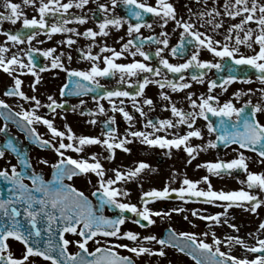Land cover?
Returning <instances> with one entry per match:
<instances>
[{"label":"snow or ice","instance_id":"snow-or-ice-1","mask_svg":"<svg viewBox=\"0 0 264 264\" xmlns=\"http://www.w3.org/2000/svg\"><path fill=\"white\" fill-rule=\"evenodd\" d=\"M24 3L35 5L37 0H24ZM88 3L89 0H67L66 3H62L61 0H39V6L36 9L39 13V19L35 16L29 19L21 11V5L19 3H14L13 0H4L2 6L6 11L0 12V23L3 21H10L12 24H16V22L23 17L22 27L31 30V34L22 33L20 31L5 32L4 34L7 36V40L13 42V44H23L27 41L30 45L31 41L37 35L38 30H45L46 33L49 34V38H51V34L54 33L76 32L75 29L67 27L70 21L65 19V16L69 15V9L73 8V6L82 9ZM117 3L118 0H111L113 9ZM123 3L129 6V15L135 17L138 21L136 23H132L131 20L128 21L127 32L129 36L134 32L139 33L142 26L148 28L152 27L151 23H147L144 20V14L150 13L162 21L161 27L167 25L169 20H172L175 21L177 27L183 29L179 43L171 48L173 56L181 54L186 45H191L196 48V51H194L190 58L184 63L173 64L170 63L167 58L161 57L159 64L168 72L182 73L184 70L191 67L197 70H211L212 68L222 70L224 67L222 63L213 62L211 60H200L198 58L199 49L206 48L215 57L220 58V60H224V58L227 57L230 58L231 61H234V65L232 66L233 69L241 65L249 66L251 69L255 70L258 80L264 84V3H260L259 0H251V6H249V0H234V4L230 3L229 0H225L224 8L226 14L231 17H237L243 14V19L239 23L233 24L227 30L228 34L224 36L223 42L221 40H214L212 36L201 33L199 30H194L195 26L190 21L177 19L176 9L168 0H157L156 6H152L146 2H140V0H123ZM98 7L100 11L105 13L104 18L99 21V32L94 31L92 28H88L82 33V35L91 37L93 40L98 35L107 36L108 32L106 29H108L110 25L122 27L125 20L124 17L109 16L108 13L112 11V9H109L107 4H100ZM212 11L216 12L217 15L220 14L215 8H213ZM204 15L205 13L203 12L198 13L200 17ZM46 17L53 18V22L49 24ZM74 19L79 23H85L87 17L80 15L75 16ZM252 21H255L258 29V35L255 36V40L253 41L252 37L257 29L252 28H248L244 31V36L241 38L240 31L244 30V25ZM215 27L218 28L220 25L216 24ZM234 30L236 31L235 45H232V33ZM77 35H81V33H77ZM167 35L166 32L160 33V36L164 37L163 39H158L155 36H137L135 39H130L124 43L120 51L114 48H108L107 46L102 47L100 49L101 52L107 51L111 53V55L103 57L104 67H100L97 63L101 57L99 55H93L89 50L82 58L93 61L90 69H65L69 72L70 78H81L75 81L76 89L79 90L76 94L94 90V88L90 87V85L85 82H91V85L95 87H103L99 84L97 78L111 77L117 72L120 74L121 82L124 81L126 75L137 76L138 73H151L154 76H159L161 68H154L151 64L144 63L140 60H135L132 63H116L115 61L117 58L123 56L125 51L130 50L133 45H136V50L131 52L133 57L139 54L145 59H149L150 54L143 50V45L146 42L156 41L167 47L169 44ZM121 39H123V37H121ZM74 42L71 36H69L66 41H61V43H67L68 45ZM253 43L259 45L258 52H254L253 55L241 54L239 58H237L239 45L244 44L251 49ZM91 47L92 45H89V48ZM163 50V48H157L156 56H161ZM8 51L9 49L7 46L0 45V69H3V71L9 75H13L17 69L23 70L26 68L28 72L35 76V81L38 83L41 77L39 73L35 71L37 64L33 54L41 50L29 47L25 53L28 59L27 64L16 54H13L11 58H6L5 54ZM54 51L55 49H47L43 51V55L45 57L52 56ZM69 59H71L70 56ZM47 67L48 66L45 65L40 68V72H43ZM51 67L63 68L64 66L59 61L58 57H54L51 62ZM204 76V71H198V74H194L192 79L199 83H204ZM238 79L243 82H251L250 77L230 74L226 78H222L219 86L226 91V85ZM183 81V75H180L179 81L169 80L167 77L153 81L145 75L142 81L138 80L136 82L138 89L135 92L116 89L113 91H105L103 96H94L93 99L96 100L107 97L111 103L112 111L122 113L124 118L131 122L133 117L124 107H117L113 99L114 97H131L133 106L141 115H144L143 107L140 106L141 101L137 100V97L143 96L146 85L156 83L161 89L167 85L173 91L183 90L191 86L189 83ZM22 83L23 81L19 76H14V84L7 89L5 94L7 96H16L24 100L34 101L35 106L33 110H24L22 112H12L10 110L7 112L0 111V115H4L6 121L13 118H20L17 120V123L21 126L22 130L27 129L30 136L40 143L42 147H53L60 159L53 165L56 171L52 181H45L42 176L33 174L29 177L32 181L31 186L24 183L25 174L22 171H18L15 165L11 166V172H9L7 168L0 170V177L11 185L8 189L9 195L7 198H3V189H0V264H25V261L32 255L43 257L50 261L51 264H134L131 257L121 255L116 251V248L128 249L137 256L144 253L164 256L166 254L164 249L168 246L176 247L180 252L187 251L188 255L197 261V264H264V239L257 238V243L255 245H249L239 236L226 237L229 248L234 244H239L248 252L258 253L253 259H249L247 256L238 258L232 255L230 251L226 252L221 250L220 245L222 241L214 232L212 233V243H208L204 239H198L197 234L194 232H180L177 234L175 230H170L167 239H157L154 235L143 237L144 241H155L161 245L158 250H153L143 245L130 246L129 244L112 243L109 247H96L95 251H89V241L93 240L98 235L108 238H127L132 242H136L140 237L139 233L131 230L121 232V226L129 219L124 213L130 211L135 214L137 219L132 222L142 227H146L147 225L142 224L141 220L147 221L148 224H154L155 221L152 219L153 216L169 215L170 213L153 211L148 207V204L150 201L168 198L171 193H178L181 199H184L185 195L188 194L191 197L204 198L206 203H216L217 200L226 202L223 205L225 212L200 217L205 221H214L216 224L221 223V217H226L227 209L231 208L234 204L245 201L252 202L251 211L256 212L257 207L264 203V200H260L256 195L244 189L229 192L222 190L215 191L211 186L209 177L204 176L202 180L208 183L207 190L197 189V185L200 184L201 181H193L185 178L183 180V185L187 187L181 186L179 188L169 189L168 186H165L162 190L153 188L143 192L141 197L143 200L142 208L133 203L122 202L120 197L127 196L129 193L127 190H123L115 185L120 181L131 180L137 177L144 169L149 168L150 165L144 161H140L135 168L127 171L114 169V178L105 179L106 172L104 166L98 159L96 153H92L89 158L76 159L72 156H66L63 150L71 149L80 153L84 151L85 146L100 144L106 147L110 153L107 159H112L114 158L116 149H121L125 152L130 151V149L126 147V144L130 142L127 136L122 139H117L115 135L116 129L110 126L104 133L105 139L103 140L99 137L85 135L76 136L75 133L72 132L70 126L67 128V133L65 131H60L54 127L52 120L37 114L35 109L41 106L40 101L35 96H28L22 91ZM36 83L31 85L33 89H35ZM208 83L209 93H211L212 90L218 86L217 80H210ZM67 87L68 85L66 84L61 89V95L65 94L64 89ZM252 91V89L248 90V92ZM261 91L264 92V89ZM245 94L246 93L242 91L234 93L236 97ZM192 95V93H189L187 97L193 109L192 111L185 112L178 108L175 103L171 104V112L173 116L177 118L175 123L172 119H164L158 121V127L157 123L148 120L146 125V127L151 125L155 132H159L161 128L187 125L190 130L183 135L174 136L171 139L159 135L152 138L153 133H146L144 131H134L131 132L130 135L133 138L139 137L142 143L149 146H159L168 149L172 147L179 149L183 146L189 156L194 159L195 155L205 146H190L188 142L193 137H202L201 130L193 128L197 118L202 117L207 121L208 131L210 133H217L216 141L209 140L207 146L216 147L217 141L223 142L226 146L228 144H237L240 149H251L252 151L258 152L261 158H264V123H261L256 118L257 113L264 111V105L256 103L252 105L250 110L246 111L248 105L252 104L251 100H248L244 107H236L231 100L220 104L218 97L215 95L209 94L205 96L201 94L199 102L197 99H192ZM161 96L165 100L171 99L165 93H161ZM48 99L51 101V103L47 105L49 109L55 111V108L62 107L53 97L49 96ZM80 103L83 104L84 101L82 100ZM142 103L151 106L153 100L151 98H144ZM120 104L123 105L124 100H120ZM9 107L10 106L4 100H0V109H9ZM196 109L199 110L197 111ZM98 111L101 113L105 111L103 104L98 106ZM209 114L219 117L218 125L213 124L212 120L209 119ZM35 122L45 124L54 137L60 138L58 147L52 144L50 140H45L40 137L36 129L32 127ZM91 122L95 123L94 120ZM114 122L115 116H112L109 120L104 121V124L108 126ZM3 130L4 129H0V131ZM65 136H67V139L71 142L64 143ZM6 149L18 152V149L10 139L7 141L6 147H0V157L5 155ZM247 159L244 152L240 151L238 157L231 161L225 162L219 160L216 162H207L203 165H197V167H206L209 173L215 175H220L222 172L231 174V170L234 169L242 170L247 173V180L241 181V183H246L249 189L259 188L264 191V172L257 173L248 171ZM20 162L22 165H28V160L23 156L20 157ZM190 162L191 160H189V163ZM261 162L264 163V159H262ZM44 163H47V161H44ZM88 172H92L98 177L99 187L93 192L94 196H98V202L95 206L82 191L76 189L72 185L63 183L65 179L70 180L74 176L86 174ZM105 207L119 209V214L112 217L105 216L103 214V209ZM173 211L180 212L183 211V209L177 208L173 209ZM197 214V210L192 211L193 216ZM21 216L24 217L27 225H30V227H26L25 223L19 219ZM38 218L45 220L47 223L48 238L46 240H41V229L37 227ZM224 222L227 223V220ZM54 225L59 229L58 240L55 239L57 233L54 231ZM230 227L239 231L235 224H231ZM260 228L264 229V223H261ZM66 233L76 234L81 238L74 241L80 251L76 253L69 252V245L73 243V241L65 237ZM202 235L207 237L208 233L205 232ZM10 237L17 241H21L26 246V251L22 258H14L10 251L6 253V250L9 248L7 241ZM179 238L183 239L180 243H176ZM96 243L99 244V241H96Z\"/></svg>","mask_w":264,"mask_h":264},{"label":"flooded vegetation","instance_id":"flooded-vegetation-1","mask_svg":"<svg viewBox=\"0 0 264 264\" xmlns=\"http://www.w3.org/2000/svg\"><path fill=\"white\" fill-rule=\"evenodd\" d=\"M4 0H0V12L6 11L3 8ZM14 3H19L21 5V11L27 18H32L35 16L39 19V13L36 10L39 6V0L35 5H28L24 3V0H13ZM62 3H66L67 0H61ZM140 2H146L152 6H156L157 0H140ZM172 3L176 9L177 19H182L184 21H190L194 24V30H199L201 33L210 35L214 40L224 41V36L228 34L227 30L236 23H239L243 19V14L237 17L228 16L225 12L224 3L225 0H168ZM230 3L234 4V0H229ZM260 3H264V0H259ZM100 4H107L109 9H112L108 13L109 16H118L124 17L122 27L109 26L106 31L108 32L107 36L98 35L93 38L86 37L82 35L88 28H92L94 31L99 32V21L104 18L105 13L99 10ZM249 6H251V0H249ZM215 8L220 13L219 15L216 12H213L212 9ZM205 13L203 17L198 16V13ZM210 13V15H209ZM86 16L87 20L85 23H79L74 19L75 16ZM49 24L53 22V18L46 17ZM65 19H68L70 22L67 24V27L73 28L76 32L73 33H46L45 30H38L37 35L31 41L30 45L27 41L23 44H13V42L7 40L5 32H15L20 31L22 33L31 34V30L24 29L22 27V20H18L16 24H12L10 21H3L0 23V45L7 46L9 51L5 54L6 58H11L13 54L18 55L25 64L28 63L27 56L25 55L26 51L31 48L40 49V52L34 53V58L36 60L37 67L36 72L39 73L41 79L38 83L35 81V76L28 72L25 68L23 70L17 69L13 75H9L4 72L3 69H0V100H4L10 107L9 109H0V111L7 112H22L24 110L31 111L35 106L34 101L24 100L16 96H7L5 93L7 89L13 86L14 76H19L23 81L21 85V90L24 91L28 96H35L40 101V107L36 108L38 115H41L47 119L53 121L54 127L60 131H65L67 133V128L70 126L73 133L76 136H92L99 137L101 140L105 139L104 133L107 131V128L114 127L116 129L117 139H122L127 136L129 143L126 144V147L130 149L129 152H125L121 149H116L114 158L108 159L114 161V169L118 167H123L122 164L118 162H124L125 166H129L125 171L133 169L140 161L146 162L150 165L149 168L144 169L137 177L131 179L134 181H141L144 184H147L149 181L154 183L153 188L162 190L165 186L171 188H179L183 185V180L185 178L191 179L193 181H201L197 185V189L207 190L208 183L204 182L202 178L204 176L209 177L211 186L215 191H239L244 189L249 191L251 194L256 195L260 200H264V191L259 188L249 189L246 183H241V181L247 180V173L234 169L231 170V174L222 172L220 175H215L209 173L206 167H197V165H203L207 162H216L223 160L225 162L231 161L238 157L240 151H243L247 159L248 171L250 172H264V163L261 162L262 159L258 152L252 151L251 149H240L237 144H228L227 146L223 142H216V147H210L208 141H216L217 133L209 132L207 128V121L202 117H198L193 128H198L202 132V137L197 138L193 137L188 142L190 146L203 145L205 146L198 154L195 155L193 159L185 151L184 147L177 149L172 147L161 148L159 146H149L145 143H142L139 137L133 138L130 133L134 131H144L146 133H153V137L166 136L171 139L174 136L183 135L185 132L189 131L187 125H178L176 127H167L161 128L159 132H155L151 125H147L148 120H152L153 123H157L160 120L172 119L175 123L176 117L173 116L171 112V104L175 103L176 106L182 109L185 112L192 111L190 101L187 99L188 94L192 93V99H197L199 102V97L201 94L205 96L211 94L218 97L220 104L231 100L236 107H244L248 100L252 101L251 105H248L246 111L250 110L252 105L260 103L264 105V92L261 90L264 89V84H262L258 78L257 73L250 74V67L241 65L237 66L235 69L232 68L234 61H231L230 58H220L215 57L210 51L206 48L199 49V59L200 60H211L213 62H220L224 67L222 70H217L212 68L211 70L201 69L197 70L194 67L184 70L182 73H171L163 68L159 64L161 57L167 58L170 63L179 64L184 63L187 59L190 58L191 54L196 51V48L191 45H186L184 51L176 56H173L171 53V48L175 47L179 41L182 28L176 26L175 21L169 20L167 25L161 27L162 21L153 16V14L145 13L144 20L147 23H151L152 27L142 26L139 33H133L131 36L128 35V21L131 20L132 23L138 22L135 17L129 15V6L123 3V0H118L117 5L113 9L111 5V0H89V3L84 6V8L79 9L73 6L69 9V15L65 16ZM211 21V22H209ZM216 24H219L220 27H215ZM248 28L257 29V24L255 21L248 22L244 25V30L240 31V36L243 38L244 31ZM166 32L167 39L169 44L165 47L162 44L157 43L156 41L146 42L143 45V50L150 54L149 59L137 54L135 57L131 55L132 51L136 50V45L131 46L130 50L124 52V55L116 59V63H132L135 60H140L144 63L151 64L154 68H161V73L159 76H154L151 73H138L137 76H125L123 82L120 80V74L117 72L114 76L111 77H98L99 84L103 87H95L91 85V82H85L94 88V90L88 91L86 93L76 94L79 90L76 89L75 81L81 79L78 77H69V72L65 69L72 70H88L90 69L93 61L82 58L90 50L93 55H99L101 59L97 61L100 67H104L103 57L111 55L110 52H101L102 47L107 46L108 48H114L117 51L122 49V45L130 39H135L139 37H148L155 36L158 39H163L164 37L160 36V33ZM81 33V35H77ZM235 35L236 31L232 33L233 40L231 41L232 45H235ZM258 35V29L253 33V41L255 36ZM71 36L75 41L73 44L68 45L67 43H61V41H66L67 38ZM123 37V39H121ZM89 45H92L89 48ZM239 51L237 53V58L241 54L243 55H253L254 52L259 51V45L253 43V47L250 49L246 45L241 44L238 46ZM163 48L161 56H156V49ZM47 49H55L52 53V56L45 57L43 51ZM69 56L71 59H69ZM54 57H58L59 61L63 64V68H52L51 62ZM47 65L48 67L40 72V68ZM198 71H204L205 76L203 77L204 83H199L196 80L192 79L194 74H198ZM230 74H236L241 77H250L251 82H243L238 79L231 84L226 85L227 90L224 91L219 85L222 78H226ZM147 75L150 80L163 79L167 77L169 80L179 81L180 75L184 76V81L189 83L191 86L183 90L173 91L169 86L165 85L163 89L159 87L156 83H150L146 85L144 94L142 97H137V100L141 101L140 106L143 107L144 115H141L139 111L133 106V101L131 97H114L117 107H124L126 111L130 113L133 117L132 121L129 122L126 120L122 113L113 112L111 103L107 97L103 99L94 100L93 97H101L105 91H113L116 89L126 90L130 92H135L138 89L137 81L143 79ZM217 80V87L209 93V81ZM33 83H36L35 89L31 87ZM73 85L75 88L65 91L64 95H61V89L64 85ZM249 89H252V92H248ZM237 91H242L246 93L240 97H236L234 93ZM161 93H165L169 96L170 100H165L161 96ZM51 96L56 100L57 103L61 104L62 107L55 108V111L49 109L47 105L51 103L48 97ZM144 98H151L153 104L151 106L144 105L142 103ZM84 101L81 104V101ZM120 100H124V104H120ZM103 104L105 111L103 113L98 111V106ZM197 111L199 109H196ZM115 116V122L106 126L104 121L109 120L110 117ZM256 118L264 123V111H261L256 114ZM20 118H13L6 121L4 115H0V147H6L7 141L12 140L13 144L18 149V152H13L11 149H6L5 155L0 157V170L7 168L11 172V166L15 165L18 171H22L25 174L24 183L31 186L32 181L29 179L33 174L40 175L44 178L45 181H52L55 169L53 165L57 163L60 159L59 155L53 147L47 146L42 147L35 139H33L27 129L21 128L17 123V120ZM209 119L212 120L213 124L218 125L219 117L209 114ZM95 121L92 123L91 121ZM32 127L36 129L40 137L45 140H50L52 144L59 146V137H54L48 127L41 123L35 122ZM67 136L64 138V143H69ZM65 151L66 156H72L73 158H89L92 153H96L97 157L102 154H106L109 157L110 153L106 147L100 144L88 145L85 146L84 151L77 153L71 149L63 150ZM23 156L28 160V165H22L20 162V157ZM99 159V157H98ZM135 160V164H129L130 160ZM100 160V159H99ZM189 160L191 162L189 163ZM47 161V163H44ZM92 162V161H90ZM100 162L103 164L106 177L114 178V173L108 171L105 168V165L102 160ZM124 168V167H123ZM64 184L72 185L76 189L82 191L85 196L92 202L95 206L97 205L98 199L93 195L96 188L99 187L98 177L92 173L88 172L86 174H81L72 177V179H65ZM119 187L118 185H115ZM147 186V185H146ZM11 185L0 177V189H3V198H7L9 195L8 189ZM148 187V186H147ZM120 188V187H119ZM153 188H150L146 191H149ZM129 194L134 193V190H128ZM125 197V196H121ZM135 198H141L142 196H134ZM133 203L138 207L142 208L143 203L139 202H126ZM226 202L217 200L216 203H206L204 198L191 197L186 194L184 199L179 198L178 193H171L168 198H160L156 201L149 203L148 207L153 211H161L170 213L169 215L153 216L152 219L155 221L154 224H149L146 227H142L133 223L132 221L137 219L135 214L132 213V217L126 220L125 224L121 226V232L124 231H134L140 234V237L136 242H132L127 238H108L102 235H98L93 240L88 243V250L95 251L96 247L103 246L100 244V241H106L105 246H110L112 243L119 244H129L130 246L143 245L144 247H150V241H144V236L157 235V239H160L163 232L167 229L175 230L178 234L180 232H194L197 234L198 239H204L208 243L213 242L212 233L214 232L217 237L222 241L221 250L230 251L232 255L237 256L238 258H243L247 256L249 259H253L258 253H252L246 251L241 245L234 244L231 248L226 241L228 236H239L245 240L249 245H255L257 243V238L264 239V229L260 228L261 223H264V203L257 207L256 212L251 211L252 202H239L234 204L231 208L227 209V216L221 217V223L216 224L214 221H205L201 219V216L204 215H215L216 213L225 212L224 204ZM183 209V211L177 212L173 209ZM197 210V215L193 216L192 211ZM103 214L105 216H114L113 211L109 207L103 209ZM19 219L27 225L23 216ZM227 220V223L224 221ZM231 224H235L239 231L230 227ZM37 227H43V224L39 223V218L37 220ZM152 228V231L149 229ZM207 232L208 236L205 237L202 234ZM251 234V235H250ZM65 237L70 241H73L69 245V252L76 253L80 249L74 243V241L81 239L78 235L72 233H66ZM48 238V232L45 234L41 233V240ZM99 241V244L96 243ZM9 248L8 251H18L20 258L26 251V246L21 242L17 241L14 238H9L7 241ZM161 247V245L159 246ZM165 255H153L152 259L164 262H174L177 260H186L192 264H197V261L194 260L187 251L180 252L178 248L168 246L164 249ZM124 255H130L133 257L128 249L122 251ZM137 257V256H136ZM30 258H40L45 264H51L50 261L43 259L38 255H32ZM19 259V258H17ZM137 259V258H136ZM139 264V263H137Z\"/></svg>","mask_w":264,"mask_h":264},{"label":"rangeland","instance_id":"rangeland-1","mask_svg":"<svg viewBox=\"0 0 264 264\" xmlns=\"http://www.w3.org/2000/svg\"><path fill=\"white\" fill-rule=\"evenodd\" d=\"M100 160L103 161L104 165H105V168L108 169V171H111L112 173H114V161L113 160H108L107 159V155L106 154H102V155H99L98 156ZM117 164L120 163L123 165V167H118V169H120L121 171H125L126 168H128L129 166H133V165H129V166H125L124 162H118V160L116 161ZM129 164H135V160H130L129 161ZM119 165V164H118ZM105 179H108L106 176H105ZM121 189L123 190H134V193L132 194H128L127 196L125 197H120L121 201L124 202H139L140 201V198H135L134 196H142V193L143 192H146V190L150 189V188H153L154 186V183L152 182H148L147 184H144L143 182L141 181H134V180H124V181H120L118 182L117 184ZM148 187H147V186ZM152 231V228L149 229V231ZM156 237H158V234L157 235H154ZM105 243H107L106 241H100V244L104 245ZM149 246L148 248H151L153 250H158L160 247V245L158 243H156L155 241H150L149 242ZM7 253V252H6ZM12 255L14 258H19L20 259V254L18 253V251H11ZM136 255V254H135ZM153 255H157V254H148V253H144V254H141L139 256H135V260L137 263L139 264H192L190 263L189 261H186V260H177L176 263L174 262H164L162 263V261H158V260H154L151 258V256ZM158 256V255H157ZM25 264H45L43 261H41L40 258H30L25 261Z\"/></svg>","mask_w":264,"mask_h":264},{"label":"water","instance_id":"water-1","mask_svg":"<svg viewBox=\"0 0 264 264\" xmlns=\"http://www.w3.org/2000/svg\"><path fill=\"white\" fill-rule=\"evenodd\" d=\"M117 214H119V209L116 210ZM124 215H126L127 217L130 216V213H124ZM177 243V242H176Z\"/></svg>","mask_w":264,"mask_h":264}]
</instances>
